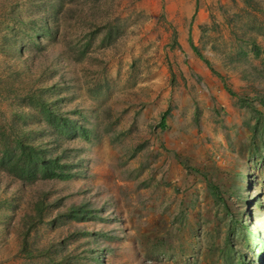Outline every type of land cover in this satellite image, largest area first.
Returning <instances> with one entry per match:
<instances>
[{
	"label": "rangeland",
	"instance_id": "obj_1",
	"mask_svg": "<svg viewBox=\"0 0 264 264\" xmlns=\"http://www.w3.org/2000/svg\"><path fill=\"white\" fill-rule=\"evenodd\" d=\"M30 87L87 139L55 134ZM13 132L81 166L0 169V264L249 262L264 237V0H0V146ZM71 206L89 217L65 219ZM240 207L250 234L224 260L212 248Z\"/></svg>",
	"mask_w": 264,
	"mask_h": 264
},
{
	"label": "trees",
	"instance_id": "obj_2",
	"mask_svg": "<svg viewBox=\"0 0 264 264\" xmlns=\"http://www.w3.org/2000/svg\"><path fill=\"white\" fill-rule=\"evenodd\" d=\"M14 45L15 43H13V46ZM190 45L192 46L194 52L200 57V59H202L204 63L209 66L208 61L203 58V56L197 51L195 47H193L192 44ZM225 88L226 91L231 93L229 88H227L226 86ZM25 97L26 105L35 107V109H37L45 118L47 124L52 128L55 134L62 138H80L83 140L87 139L90 129L82 121H78L76 118H71L75 114H66L54 109L49 101L42 97L38 89L30 87V89L26 92ZM163 115L164 114H162L160 117V125H163ZM17 132H13V143L9 145L1 144L0 146L1 170H4L8 174L23 181L52 178H56L58 180H68L76 175L77 170L74 169L80 168V163L62 161L60 160V156H58L57 154L46 155L43 148L37 146V144H34L33 140H29L28 138L23 137V133L17 134ZM239 176H241V174L236 173L235 179H237ZM235 184V189L239 190V186H235ZM213 195L217 199L219 205L221 202L223 210L226 209V204L222 202L221 198L222 192L218 191V188L216 186L213 189ZM240 209L241 207L236 208L234 214L231 215L228 219L231 222V228H234V233L229 234L227 230L225 233V237L222 240V245H217L212 248V250L215 251L219 256V258L222 257L224 260H226V256L231 249L232 237H234V235L239 232V230L244 228L241 224L238 223L237 225L236 223V216L239 213ZM36 210V214L40 216L39 211L41 210L38 208H36ZM64 215V218L67 220L70 219L78 221H83L87 219V217H89L87 216L86 210L81 206H71ZM237 264H245V262L243 261V263H241L240 261H238Z\"/></svg>",
	"mask_w": 264,
	"mask_h": 264
},
{
	"label": "clouds",
	"instance_id": "obj_3",
	"mask_svg": "<svg viewBox=\"0 0 264 264\" xmlns=\"http://www.w3.org/2000/svg\"><path fill=\"white\" fill-rule=\"evenodd\" d=\"M243 231H244L243 232L244 235H242L241 241H243L245 239V233L248 232L247 227H244ZM258 231H259V233H258L259 235H257L255 233V234H253V238H252L255 241V243H254L255 256H252L251 258H249V262H246L245 260H241V261L237 260V262L240 261L241 263H243V261H244L245 264H264V237H262V232L260 230H258ZM263 231H264V228H263ZM248 233L250 234V232H248ZM236 236H237V233H236ZM231 252H234V253L236 252V250L233 246H231V249L228 252V255ZM244 256H246L245 252L241 253L239 257L244 259ZM259 257H260V259H259Z\"/></svg>",
	"mask_w": 264,
	"mask_h": 264
}]
</instances>
